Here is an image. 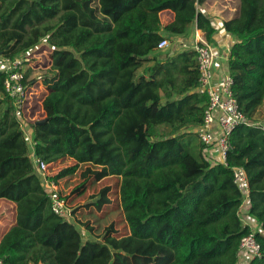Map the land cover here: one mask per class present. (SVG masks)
Returning <instances> with one entry per match:
<instances>
[{
	"label": "trees",
	"instance_id": "1",
	"mask_svg": "<svg viewBox=\"0 0 264 264\" xmlns=\"http://www.w3.org/2000/svg\"><path fill=\"white\" fill-rule=\"evenodd\" d=\"M204 1L0 0L1 56L18 57L42 41L52 48L42 78L45 121L31 124L33 149L47 163H75L48 178L57 183L81 163L96 168L81 173L75 190L88 175L119 176L129 228L118 235L111 223L99 237L83 239L52 211L0 71V198L18 209L0 240L1 264H22L25 250L36 246L32 262L42 264H235L240 239L252 230L238 216L243 193L233 166L248 180L243 217L264 231V131L239 125L226 164L209 158L195 129L207 100L192 91L195 51L157 47L193 29L212 42L216 28L199 9ZM163 10L174 13L170 23L160 21ZM222 27L235 37L227 57L233 95L254 120L264 99V0H239L237 15ZM109 189L91 203L97 210L110 202ZM254 235L261 256L250 264H264V236Z\"/></svg>",
	"mask_w": 264,
	"mask_h": 264
},
{
	"label": "built area",
	"instance_id": "2",
	"mask_svg": "<svg viewBox=\"0 0 264 264\" xmlns=\"http://www.w3.org/2000/svg\"><path fill=\"white\" fill-rule=\"evenodd\" d=\"M167 44L168 40L164 38L159 41L157 47L162 49ZM45 47L40 51H33L37 48L36 46L15 58L0 55V71L6 73L3 82L4 89L11 98L18 115L19 125L29 147L30 159L50 200L51 209L56 215L66 219L68 216L71 217V211L68 209L65 199L59 194L57 183L48 178L51 175V163H47L35 155L34 142L32 141L31 124L42 119L41 104L46 92V85L42 82L43 74L39 73L34 76L30 75V72L31 69L37 72L39 69L51 70L52 48ZM192 50L195 51L198 71L197 89L207 98L202 122L196 130L197 137L205 145L207 155H212L209 158L226 164L231 132L239 125L256 126L264 131V121L248 120L239 109L232 91L233 79L228 72L221 73L219 77L215 76L216 51L210 43L201 41L196 43ZM29 68L31 69L28 70ZM232 175L233 182L243 193L238 216L252 230L251 233L240 239L235 264H250L252 259L261 256L260 245L254 233L264 236V231L260 230L255 223L244 218L242 214L248 197V180L244 169L241 166H233ZM1 262L0 259V264Z\"/></svg>",
	"mask_w": 264,
	"mask_h": 264
},
{
	"label": "rangeland",
	"instance_id": "3",
	"mask_svg": "<svg viewBox=\"0 0 264 264\" xmlns=\"http://www.w3.org/2000/svg\"><path fill=\"white\" fill-rule=\"evenodd\" d=\"M179 38L184 39L182 40L183 43H181V41L178 40ZM185 38L187 37H176L171 40L169 39L168 44L164 48L160 49V51H162V53L169 52L171 54L172 52L177 51L179 49H188L190 45L186 46ZM45 46H47V44L44 41H42L38 44L37 48L33 49V51H40L43 48H46ZM30 69L31 68H29L28 70ZM33 70L34 69H31L30 75L36 76L39 73L43 75L50 73L49 71H45L43 69H39L38 70L39 72ZM255 119L264 121V106L259 110V112H257ZM74 163L75 160H73L70 157L60 158L52 163V167H51L52 170L50 169L51 170L50 172L54 175L61 168L70 166ZM86 168L93 169L96 167L90 163H81L76 173L69 175L65 178H62L57 182L59 194L65 199V201L67 202V207L71 211V217L68 216L66 220L77 226L83 239H88V238L92 239L95 236L101 235L104 232V229L110 223H114L115 227H118V232L120 233L118 235H121L124 230L122 223L123 217H122V213H120V209L118 208V204H117L118 183L120 178L111 176L108 177V179L103 180V182L93 183V180L88 179L89 177L88 176L85 180V184L86 182H88L86 184L87 185L86 189L84 188L85 187L84 184L82 188H78L77 190H75V188L82 182V180H84V178L81 176V173ZM104 183H108L109 187L111 188L109 192V199L112 201V203L107 206L103 205L102 209L96 211L91 207L93 206L91 203L95 201L96 196L98 195L97 192L98 187L102 186ZM3 199L4 202H1V206H0V220L1 218L6 219L4 215L11 211L9 205L10 202H6L10 200L5 198ZM15 205H16L15 207H17V203H15ZM84 211H86L85 214ZM16 213H17L16 218H18L17 217L18 209ZM0 222H4V221H0ZM87 227L91 228L90 232H88ZM36 251H37V246L34 248H27V250H25L24 252V257L21 263L42 264L40 262L38 263L32 262V254Z\"/></svg>",
	"mask_w": 264,
	"mask_h": 264
},
{
	"label": "crops",
	"instance_id": "4",
	"mask_svg": "<svg viewBox=\"0 0 264 264\" xmlns=\"http://www.w3.org/2000/svg\"><path fill=\"white\" fill-rule=\"evenodd\" d=\"M238 7H239V0H205L204 3H202L199 6V9L206 16H208L211 19L214 27L216 28V32H215V34L213 35V38H212V42H210V44L214 47V49L216 51V56H215V60H214V74H215L216 77H219L221 75V73L228 72L227 57H228L230 46L235 41V37L233 35L228 34L223 29L222 22L225 21V20H228V19H231V18L235 17L237 15V13H238ZM159 18H160V21L163 24L170 23L173 20V18H174V13L171 10H163V11H161L159 13ZM185 39H186V46L190 45V47L188 49H179L177 51L172 52L171 54H175L177 52L184 51V50H192V48L194 47V45L196 43H200L201 41L207 42L204 32H202L201 30H197V29L191 30L189 35ZM178 40L181 41V43H183L182 40H184V39H180L179 38ZM192 91H195V92L197 91L198 92L199 90L197 88H195ZM163 98H162V100H164ZM263 106H264V99H263L262 103L258 106V108L256 110L255 118H256L257 112H259V110ZM43 116H44V114L42 113V118H43ZM254 121H260V120L254 119ZM197 128L198 127H195L196 130H197ZM209 157H212V155L210 154ZM50 166H52V163H51ZM50 174L53 175L51 172H50ZM108 177H111V176H106V177H104V178H102V179H100L98 181H94L90 176L88 177V179H92L93 183H95V182L98 183V182H103V180L108 179ZM114 177L120 178L119 176H114ZM87 183L88 182H86V184ZM86 184H85V187H84L85 189L87 187ZM119 184H120V179H119V183H118L117 204H118V208L120 209V213H122V217H123V222L122 223H123L124 230H123L122 234H128L129 233V228H128V225H127V223L125 221L124 213H123V210L121 208V203H120V198H119ZM104 186H109V184L108 183H104L102 186L98 187L97 192H99V190L102 187H104ZM110 190H111V188L109 189V191L107 193L108 198H109ZM1 202H4L3 198H0V206H1ZM6 202H10L9 205H10L11 211L4 215V217H6V219L5 218L4 219L1 218V220H0V221H4V222L6 221L5 223L4 222H0V240L3 237V235L7 232V230L12 225L15 224V221H16V207H15L16 205H15V203L11 202V201H6ZM111 203H112V201L110 200L109 203L104 204V205L107 206V205H109ZM91 207L94 210L98 211L94 206H91ZM85 213H86V211H84V214ZM75 215H77V214H75ZM114 228L117 231V233L120 234L118 232V227H115V225H114ZM99 236H95L94 239L99 237Z\"/></svg>",
	"mask_w": 264,
	"mask_h": 264
},
{
	"label": "water",
	"instance_id": "5",
	"mask_svg": "<svg viewBox=\"0 0 264 264\" xmlns=\"http://www.w3.org/2000/svg\"><path fill=\"white\" fill-rule=\"evenodd\" d=\"M45 121V118L35 121V124H41Z\"/></svg>",
	"mask_w": 264,
	"mask_h": 264
}]
</instances>
